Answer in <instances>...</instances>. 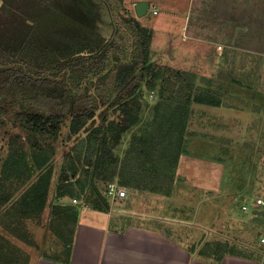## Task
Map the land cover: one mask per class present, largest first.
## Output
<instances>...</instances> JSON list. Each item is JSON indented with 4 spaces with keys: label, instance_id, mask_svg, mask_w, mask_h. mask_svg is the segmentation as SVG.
Instances as JSON below:
<instances>
[{
    "label": "trees",
    "instance_id": "trees-1",
    "mask_svg": "<svg viewBox=\"0 0 264 264\" xmlns=\"http://www.w3.org/2000/svg\"><path fill=\"white\" fill-rule=\"evenodd\" d=\"M110 1L114 29L109 37L95 32L64 51L30 42L16 47L0 43V125L19 129L9 134L0 167V264H29L19 243L31 245L26 224L40 220L48 209V229L61 238L65 253L47 255L54 245L44 242L43 254L67 260L79 205L107 211L109 182L167 192L193 134L188 132L191 104L226 106L213 79L196 85L195 75L152 61V30L131 15L116 13L119 0ZM86 3L95 7L91 0ZM89 20L82 18L87 29ZM143 89L156 92L151 126L147 135L131 138L120 158L114 149L140 121ZM109 112L116 118H108ZM64 127L68 149L58 162ZM67 198L80 201L52 202ZM234 249L224 243L216 252L220 256ZM199 252L216 254L205 247Z\"/></svg>",
    "mask_w": 264,
    "mask_h": 264
},
{
    "label": "rangeland",
    "instance_id": "rangeland-1",
    "mask_svg": "<svg viewBox=\"0 0 264 264\" xmlns=\"http://www.w3.org/2000/svg\"><path fill=\"white\" fill-rule=\"evenodd\" d=\"M91 1L95 3V7L92 9L86 3V0H0V43L16 47L20 43L30 42L32 45L40 44L42 47L49 45L64 51L70 45L82 44L83 37L86 35L89 37L95 32L105 37L111 36L114 29L111 1ZM154 1L156 0H151V5ZM161 1L162 3L158 1L157 9H155L160 13L154 15L152 14L153 11H148L140 20V23L152 30L151 60L159 61L158 63L161 65L163 63L174 64L173 66H176V68L179 67L178 69L195 75L196 85L205 84L210 78L214 80L212 76L219 73L217 78L215 77L218 81L215 80L212 86L228 90L232 89L229 86L232 82L230 78L232 76L238 77L239 83L236 89L239 88L240 94L247 97L251 93L250 88L253 87V73L247 72L250 67L243 70L234 69V67L228 69L225 64L226 60L221 58L226 50L218 48V38L214 37L218 34L216 29L210 28L211 34H207L209 39L212 40L207 42L201 43L192 39H182L186 37L185 34L183 35L182 24L188 0ZM170 1H172V5L178 7L177 13H168V7L164 8L168 6L167 4H170ZM135 2L131 1L130 3L129 0H119L117 2L118 6L115 7L117 8L116 13L131 15V4ZM253 4L255 5L250 0L242 1V11L246 12L242 13V21L250 22L249 18L246 19L245 17L243 19V16L248 15L251 9L250 6ZM83 17L90 19L88 26L91 24V27L89 29L82 21ZM213 23L216 24L217 21L214 20ZM184 33H186V30ZM203 35L206 36V33ZM243 44L245 47L249 46L247 39H244ZM245 53L244 50L241 51V63L245 62L244 59L247 58ZM222 73H228L229 75H223ZM256 85L261 93V98L255 95L254 101L256 102L244 99H242V102L236 100L242 106L240 108L241 112L227 110L222 105L210 107L211 110L215 111L216 118L223 117L233 127H237L232 131L230 130L231 132H221L214 129L213 126L200 125V122L195 123L197 121L191 122V128L217 133L220 135V139L207 141V139L197 136L196 134L199 133L194 130L193 134L187 137L184 144V153L180 156L183 157L182 161L173 172L174 178L170 184V190L173 191L174 189L173 194L178 199V203L175 204L177 205L175 214L178 219L174 222L177 225L178 238L180 235H186L187 233L189 234L188 237L192 235L193 238L188 239L189 242L186 240L185 244L188 246L193 245V248L195 247L197 250L205 247L215 252L220 245L225 243L229 246L235 244L239 246L240 250L252 247L264 251V243L259 239V234L264 227V206H261L259 210H254L253 213H250L251 210L244 212L241 208L243 203L251 202L256 197L261 196L264 198V111L257 113L258 111L253 109L256 106L259 108L261 100H264V75L259 85ZM214 91L221 95L220 91L215 89ZM155 93L153 90L143 89L140 121L123 133L119 145L114 149V153L118 157L122 158L125 155L134 135L148 134L154 115L155 101H157ZM223 103H226V106L229 104L225 99H223ZM195 113L197 114L198 111L196 110ZM107 116L110 119L116 118V114L113 112H109ZM230 128L231 126H228L226 129ZM14 132H19L18 127H13L10 124L0 125V167L2 159L8 151L9 134ZM66 132L67 127H64L57 143L56 157L58 162L62 160L64 150L68 149L66 143H69V141L64 139ZM188 132H191L190 129H188ZM227 134L238 140L232 142L222 136ZM57 170L58 165L56 164L52 187L55 185ZM185 174L190 175L192 179L185 181L186 177L181 176ZM200 189L204 190V194L199 192ZM136 190L141 189H127V195L131 198L129 203H132L130 208L135 211L140 208L137 201L140 194ZM185 192L189 194L185 196ZM199 194L203 199L200 201L202 205L200 204L198 207L197 202L201 199ZM79 201L78 198L76 201L71 198L59 199V201L52 200V202L62 204H75ZM79 206H82L81 210L85 208L83 202ZM189 207H193L191 213L193 218L197 217V219L190 226L182 225L184 222L179 218H183L182 216L189 213ZM203 209L204 213L202 215L201 210ZM49 217L48 209V212H43L40 220L37 222L30 221L26 224L32 242L31 245L27 244L29 247L27 250L32 255V264L39 263L42 260L43 251L41 250L45 248L46 242H53L54 245L53 251L45 248L47 255L56 254L60 256L61 251L63 257L65 253L61 238L51 234L48 229ZM201 218L205 222L202 226L199 223ZM181 226H188L183 228V234L179 229ZM206 227L209 228V231ZM25 245V243H20V247L25 248Z\"/></svg>",
    "mask_w": 264,
    "mask_h": 264
},
{
    "label": "crops",
    "instance_id": "crops-1",
    "mask_svg": "<svg viewBox=\"0 0 264 264\" xmlns=\"http://www.w3.org/2000/svg\"><path fill=\"white\" fill-rule=\"evenodd\" d=\"M131 1L135 2L138 0H129L130 3ZM147 1H149L150 6L146 14L148 11L152 12L153 9H157L158 1L162 3L161 0H156L151 5V0ZM242 1L188 0L182 24L183 35L185 34L186 36L182 39H192L201 43L212 40L208 37V34H211L210 28L216 29L218 34L214 37L218 38V48L226 50L221 58L226 60L225 64L228 69L229 67H234V69L239 68L243 70L246 67H250V69H247V72L253 73V87L250 88L251 93L247 97L240 94L239 88L238 90L236 89L239 83L238 77L232 76L230 78L232 82H230L231 85L229 84V86L232 89H216L221 92L219 96L229 102L227 105H230L222 106L227 110L236 112H241L240 108L242 107L236 100L242 102V99H244L252 102L256 98L255 95L261 98V93L258 91L256 84L259 85L264 75V0H250L255 5L250 6L251 9L248 15L243 16V19L245 17L246 19H250L248 23L246 20L242 21V13H246L244 10L242 11ZM171 3L172 1L164 8L168 7V13H177L178 7ZM133 6L134 4H131V15L140 21L141 17L135 15ZM158 13L160 12L157 11L155 14L152 12L154 15ZM214 20L217 21L216 24L213 23ZM185 30L186 33H184ZM204 33H206V36L203 35ZM244 39H247L249 46H243ZM242 50L246 52L247 58L244 59L245 62L241 63L240 54ZM150 51H152L151 48ZM163 64L176 68L171 63ZM246 64L247 66H245ZM222 74L229 75L228 73ZM217 75L212 76L214 78L213 82H215ZM210 107L211 105L201 103L191 104L188 120V129L191 132H194V130L195 132L198 131L199 134H196L197 136L211 141L210 139H220V135L207 130L191 128V122L197 121L195 123L200 122V125L213 126L214 129L221 132H231L237 128L233 127L223 117L219 116L216 118L215 111L211 110ZM253 109L258 111L257 113L264 111V100H261L259 108L256 106ZM196 110L198 111L197 114L195 113ZM228 126H231V128L226 129ZM222 136L230 139L232 142L238 140L230 134ZM182 158L179 159V165ZM181 176L186 177L185 181L192 179L188 174ZM179 189L181 188L179 187ZM200 190L199 192L204 194V190ZM136 191L140 194L137 198L140 208L136 211L130 208L132 203H129L131 198L128 195L125 198H115L113 200L108 198L110 201L107 211L95 210L88 205H84L85 208L81 210V206L78 211L71 250L67 260L54 259L46 257L43 254L41 255L42 260L36 264H263L264 251L249 247L241 252L239 246L235 244L236 249L227 251L220 256L216 251V254L208 256L200 253L201 249L197 250L195 247L193 248V245L188 246L185 244L186 240L188 241L193 236L188 237V233L186 235L182 233L184 232L183 228L192 225L197 219V217L193 218V214L191 213L193 207H189L187 215L179 218L184 222L182 225L188 226H181L179 228L183 235H180L178 238L177 225L174 223L178 219L175 214V207L177 206L175 204L178 203V199L173 194L174 189L173 191L169 189L167 192L148 191L146 189ZM188 194V192H185V196ZM199 196L201 199L197 202L198 207L201 204L200 201L203 199L200 194ZM184 199L187 200L186 197ZM129 204L130 206H128ZM201 212L203 215L204 209ZM203 220L201 218V222H199L201 226L205 223ZM206 228L209 231V228ZM263 230H261V233ZM13 240L17 242L16 239ZM28 248L26 244L24 249L30 256L29 264H32V255L27 250ZM211 251L212 253L214 252L213 250Z\"/></svg>",
    "mask_w": 264,
    "mask_h": 264
},
{
    "label": "built area",
    "instance_id": "built-area-1",
    "mask_svg": "<svg viewBox=\"0 0 264 264\" xmlns=\"http://www.w3.org/2000/svg\"><path fill=\"white\" fill-rule=\"evenodd\" d=\"M156 12L157 11L154 9L153 13L155 14ZM106 196L110 200H113L115 198H125L127 196V188L123 185H119L115 181L109 182L107 185V189H106ZM73 200L76 201V199H73ZM261 206H264V198L259 196V197H256L251 202L243 203L241 208H242V211L247 212L249 210L251 211L258 210L260 209ZM259 239L262 243H264V230L261 233Z\"/></svg>",
    "mask_w": 264,
    "mask_h": 264
},
{
    "label": "water",
    "instance_id": "water-1",
    "mask_svg": "<svg viewBox=\"0 0 264 264\" xmlns=\"http://www.w3.org/2000/svg\"><path fill=\"white\" fill-rule=\"evenodd\" d=\"M150 3L147 0H138L134 3V11H135V15L137 17H142L143 15L146 14L147 9L149 8Z\"/></svg>",
    "mask_w": 264,
    "mask_h": 264
}]
</instances>
